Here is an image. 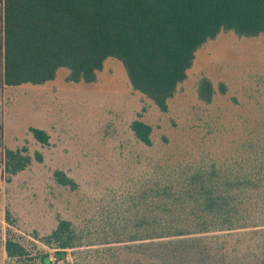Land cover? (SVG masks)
Masks as SVG:
<instances>
[{"label":"trees","instance_id":"obj_1","mask_svg":"<svg viewBox=\"0 0 264 264\" xmlns=\"http://www.w3.org/2000/svg\"><path fill=\"white\" fill-rule=\"evenodd\" d=\"M0 15L5 87L42 86L62 68L69 70V82L93 83L104 63L114 59L132 89L162 113L168 112L169 100L207 42L221 33L264 36V0H2ZM220 91L226 93L224 85ZM214 94L212 83L202 79L199 100L211 104ZM132 130L150 146L151 128L134 122ZM31 133L48 145L45 131ZM258 141L244 146L239 157L161 175L150 199L135 205L117 238L101 244L129 245L124 249L138 259L113 254L97 264H264V142ZM35 160L42 163V155L36 153ZM31 164L26 148L5 149V182L10 184ZM54 180L72 191L78 187L63 172L54 173ZM231 233L257 235L262 244L234 257L222 240ZM37 240L53 256L33 254L7 239L4 264H94L86 255L76 256L84 254L85 245L69 221H60Z\"/></svg>","mask_w":264,"mask_h":264},{"label":"rangeland","instance_id":"obj_2","mask_svg":"<svg viewBox=\"0 0 264 264\" xmlns=\"http://www.w3.org/2000/svg\"><path fill=\"white\" fill-rule=\"evenodd\" d=\"M69 74L62 68L42 86L5 87L0 63V264L7 239L33 254L53 256L37 238L51 234L63 220L72 223L85 245L77 257L86 255L94 264L113 254L137 260L124 249L129 245L101 244L117 238L135 205L150 199L161 175L239 157L244 146L264 142V36L221 33L207 42L166 113L132 89L114 59L104 63L93 83L69 82ZM202 79L213 85L211 104L198 98ZM134 122L151 128L150 146L136 137ZM32 129L45 131L48 145L37 142ZM24 148L32 164L7 184L3 151ZM56 172L72 179L76 190L58 185ZM258 238L231 233L222 240L235 257L257 251Z\"/></svg>","mask_w":264,"mask_h":264},{"label":"crops","instance_id":"obj_3","mask_svg":"<svg viewBox=\"0 0 264 264\" xmlns=\"http://www.w3.org/2000/svg\"><path fill=\"white\" fill-rule=\"evenodd\" d=\"M0 63L3 70V17L0 15Z\"/></svg>","mask_w":264,"mask_h":264}]
</instances>
